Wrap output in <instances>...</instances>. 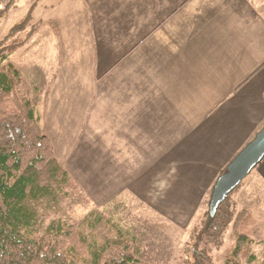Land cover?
I'll use <instances>...</instances> for the list:
<instances>
[{"label": "crops", "instance_id": "1", "mask_svg": "<svg viewBox=\"0 0 264 264\" xmlns=\"http://www.w3.org/2000/svg\"><path fill=\"white\" fill-rule=\"evenodd\" d=\"M51 15L49 38L20 47L28 71L16 67L56 157L52 120L84 117V139L104 126L108 155L109 142H122L142 158L141 176L163 167L175 174L179 165L208 174L202 184L194 179L200 202L263 126L264 0H67ZM66 103L75 104L68 113ZM252 170L250 196L233 199L256 225L264 157Z\"/></svg>", "mask_w": 264, "mask_h": 264}, {"label": "trees", "instance_id": "2", "mask_svg": "<svg viewBox=\"0 0 264 264\" xmlns=\"http://www.w3.org/2000/svg\"><path fill=\"white\" fill-rule=\"evenodd\" d=\"M14 2L7 0L0 16ZM31 20L30 8L0 37V264H135V239L110 224L105 214L92 211L80 222L64 225L53 220L46 225L45 213L35 208L46 197L55 200L79 194V185L38 125L30 98L20 92L22 73L9 60L11 52L32 36ZM241 182L220 202L213 217L208 214V203L214 182L210 186L203 218L184 247L187 264H213L212 250L223 244L228 228L234 242L222 264H245L243 260L255 264L251 227L256 221L231 197ZM81 199L89 202L85 196ZM97 223L111 225L99 245L86 233ZM258 264H264V257Z\"/></svg>", "mask_w": 264, "mask_h": 264}, {"label": "rangeland", "instance_id": "3", "mask_svg": "<svg viewBox=\"0 0 264 264\" xmlns=\"http://www.w3.org/2000/svg\"><path fill=\"white\" fill-rule=\"evenodd\" d=\"M66 1L15 0L4 14L6 16L0 18V37L31 8L30 25L35 27L27 41L33 36L49 38L55 29L49 22L51 13ZM20 47L11 52L9 60L27 72L26 56ZM20 92L26 95L30 92L26 76ZM69 105L70 103L64 105V111L67 113L74 109V106L69 109ZM83 111L85 110L82 109L81 113ZM42 121L43 119L39 121L40 127L46 131V125ZM75 122L66 117L52 120L48 126L55 140L57 158L68 168L79 185V194L69 193L55 200L46 197L37 201L35 208L45 213V224L53 220H60L64 225L80 222L88 213L98 211L109 218L110 224L135 239L138 249V262L135 264H187L186 259L189 256L185 254L184 247L194 226L203 218L207 198L205 195L199 202L201 185L195 184L194 179L202 184L208 174L184 173L183 167L179 165L178 173L175 174H170L165 171L168 167H163L160 174L141 176L138 172L143 164L142 158L129 157L130 153L136 152L130 149L127 153L121 148L122 142L111 141L109 146L115 149L112 152L113 157H110L105 147L104 126L100 134L90 138L86 136L84 139L82 131L86 129L87 121L83 117L78 123ZM93 139L103 140L100 143ZM143 160L147 162L149 159ZM252 171L231 193L232 198H235L239 191L243 192L244 196H250ZM82 196L89 199V202L82 201ZM245 205L253 210L246 200L242 203V206ZM110 224L97 223L93 229L86 230L89 240L99 245L111 231ZM251 238L252 251L256 257L254 263L258 264L264 257V216L251 227ZM233 242L232 230L228 228L223 235V244L212 250L213 264L224 262ZM243 262L248 264L246 260Z\"/></svg>", "mask_w": 264, "mask_h": 264}, {"label": "water", "instance_id": "4", "mask_svg": "<svg viewBox=\"0 0 264 264\" xmlns=\"http://www.w3.org/2000/svg\"><path fill=\"white\" fill-rule=\"evenodd\" d=\"M264 157V124L228 161L216 177L208 203V214L213 217L218 205L248 175Z\"/></svg>", "mask_w": 264, "mask_h": 264}, {"label": "built area", "instance_id": "5", "mask_svg": "<svg viewBox=\"0 0 264 264\" xmlns=\"http://www.w3.org/2000/svg\"><path fill=\"white\" fill-rule=\"evenodd\" d=\"M6 3H7V0H0V11L5 8Z\"/></svg>", "mask_w": 264, "mask_h": 264}]
</instances>
